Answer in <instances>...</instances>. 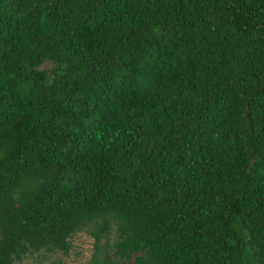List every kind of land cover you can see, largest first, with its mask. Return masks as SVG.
Wrapping results in <instances>:
<instances>
[{
	"label": "trees",
	"instance_id": "trees-1",
	"mask_svg": "<svg viewBox=\"0 0 264 264\" xmlns=\"http://www.w3.org/2000/svg\"><path fill=\"white\" fill-rule=\"evenodd\" d=\"M81 230L264 264V0H0V264Z\"/></svg>",
	"mask_w": 264,
	"mask_h": 264
},
{
	"label": "rangeland",
	"instance_id": "rangeland-1",
	"mask_svg": "<svg viewBox=\"0 0 264 264\" xmlns=\"http://www.w3.org/2000/svg\"><path fill=\"white\" fill-rule=\"evenodd\" d=\"M113 238L114 235L111 233L108 244L112 243ZM68 240L69 249L65 254L58 251H40L27 255L20 262L14 264H86L93 251V238L86 231L81 230L72 234Z\"/></svg>",
	"mask_w": 264,
	"mask_h": 264
}]
</instances>
